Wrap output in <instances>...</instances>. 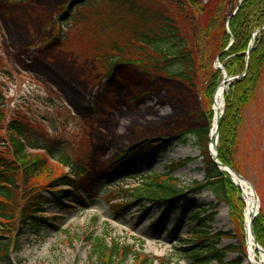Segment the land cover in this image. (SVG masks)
Returning a JSON list of instances; mask_svg holds the SVG:
<instances>
[{"label": "rangeland", "instance_id": "374dc122", "mask_svg": "<svg viewBox=\"0 0 264 264\" xmlns=\"http://www.w3.org/2000/svg\"><path fill=\"white\" fill-rule=\"evenodd\" d=\"M142 2L153 5L151 0ZM66 6L67 0H0V142L7 138L8 121L26 122L30 135L62 143L74 172L81 169L91 176L114 168L123 150L144 140L165 142L168 148L153 162L137 161L133 171L91 192L59 186L64 191L57 198L61 204L41 206L39 229L13 230L16 240L9 262L0 264H93L88 240L96 237L132 247L139 257L160 260L153 264H196L182 250H193L185 241L199 232L198 219L210 213L214 218L206 229L209 236L229 234L218 248L238 247L226 250L224 261L243 264L246 237L244 221L238 220L240 212L243 218L242 191L235 186L225 201H218L210 189L186 191L204 183L210 138L207 144L198 143L189 130L210 133L212 99L204 101L201 92L179 83L141 75L130 64L108 69L117 38L101 31L111 17L109 2L91 0L78 8L73 20L59 21ZM225 106L224 96V111ZM240 110L233 169L252 185L258 214L264 215V66ZM36 153L43 155L48 174L34 184L45 188L48 181L71 175L69 167L46 152ZM175 164L178 168L167 175V167ZM151 175L174 180L169 183L185 191L183 202L157 206L135 200L131 191L143 188V179ZM45 189L40 192L47 196ZM119 196L123 199L117 200ZM230 201L238 213L234 218ZM196 214L199 218L193 219ZM125 264L136 263L128 258Z\"/></svg>", "mask_w": 264, "mask_h": 264}, {"label": "trees", "instance_id": "16d2710c", "mask_svg": "<svg viewBox=\"0 0 264 264\" xmlns=\"http://www.w3.org/2000/svg\"><path fill=\"white\" fill-rule=\"evenodd\" d=\"M7 1L25 3L29 0ZM105 1L111 7V17L101 31H110L113 36H117L111 46L114 54L109 58L108 69L119 64H130L141 75L152 79L160 77L179 83L189 91L201 92L204 101L212 99L222 80L221 71L214 68L216 59L230 77L245 73L228 86L225 111L218 128L217 159L223 165L234 168L232 150L236 142L237 127L242 119L240 107L249 102L264 66V31L255 36L248 59L246 55L253 33L264 26V0H243L235 15L233 13L240 0H151V7L142 4V0ZM90 2L91 0H67V6L58 20H73L78 8ZM231 39L233 43L226 50ZM1 99L0 94V105ZM202 117L201 115L199 119ZM28 128L26 122L15 119L8 121L4 128L7 138L0 142V261L4 263L9 262V253L16 240V235L11 236L12 231L22 228L39 229L37 221L42 211L41 206L52 202L61 204L57 202V198L64 191L57 189L59 186H69L73 192H91L100 185L133 171V165L137 161L145 160L147 164L153 162L168 148V143L144 140L123 150L114 168L102 169L99 175L91 176L81 169L73 171V165L66 157L62 143L42 141L30 135ZM51 129L54 130L53 127ZM0 130H3L1 126ZM189 134L195 136L198 143L205 144L209 130L194 128L189 130ZM36 152H46L50 158L69 167L71 175H60L48 181L45 188L49 189L34 184L40 176L48 174L47 162L42 154ZM205 155L204 183L196 182L186 191L210 189L218 201H225L235 185L225 173L219 171L206 149ZM177 168L176 164L167 167V175L174 173ZM160 177H145L143 188L131 191L133 198L157 206L182 203L185 191L169 183L174 180H162ZM43 189L47 190V196L41 194L40 190ZM69 194L71 195L70 192ZM119 199L123 197L117 198ZM20 200H23L22 205H19ZM229 204L234 218L237 211H233L232 202ZM193 217L199 218L198 214ZM213 218L214 213L203 219L199 218V232L189 236V242L185 241L192 244L193 250L185 248L182 251L187 252L188 257L196 264H228L224 261L226 250L236 251L238 248H218L220 240L229 234L218 232L214 237L209 236L206 229ZM238 220L243 222L241 212ZM252 230L258 245L264 250L262 212L255 217ZM88 242L93 264H125L128 258H132L136 264L160 261L149 260L147 256L139 257L131 250L132 247L120 246L115 242L107 243L104 237L89 239Z\"/></svg>", "mask_w": 264, "mask_h": 264}, {"label": "bare ground", "instance_id": "6f19581e", "mask_svg": "<svg viewBox=\"0 0 264 264\" xmlns=\"http://www.w3.org/2000/svg\"><path fill=\"white\" fill-rule=\"evenodd\" d=\"M225 86H219L215 92L214 99L212 102V112L214 114V119L212 124H210V139L209 148L212 153L214 150L212 148V141L214 139L215 132V117L219 116L224 107V96H225ZM233 183L238 187L243 193L244 200V210H243V221H244V230L246 232V261L243 264H264V255L259 253L254 246L253 239L249 234V223L252 216L257 211V205L253 198V193L250 189V185L235 177V175L229 171ZM228 175V174H227ZM229 176V175H228ZM219 218V214L217 215Z\"/></svg>", "mask_w": 264, "mask_h": 264}, {"label": "water", "instance_id": "95a60500", "mask_svg": "<svg viewBox=\"0 0 264 264\" xmlns=\"http://www.w3.org/2000/svg\"><path fill=\"white\" fill-rule=\"evenodd\" d=\"M241 2H242V1H239V4H238V6H237V8H236V10H235V12H234L233 14H236V13H237V11H238V9H239V7H240ZM260 31H264V27H262V28L258 29L257 31H255L254 35L257 34V33L260 32ZM227 32H228V29H227ZM232 42H233V40L231 39V43H230L229 47L231 46ZM252 42H253V40H251L250 46H249L248 51H247V56H249V54H250L251 47H252ZM247 66H248V63H247ZM215 67H216L217 69H220V70L223 72V81L221 82L220 86H224L227 82L233 81V80H235L236 78L241 77V76H243V75L245 74V73H244V74H242V75H240V76H237V77H234V78H233V77H228L227 73L225 72V70H224L221 66L215 64ZM222 114H223V112H221V114H220L219 116L215 117V132H214V138H215V139H214L213 142L211 143V144H212V148H213V150H214V153H212V152L210 151L211 160L213 161V163L218 167V169H219L221 172H224V173L228 174L230 178H231V175H230L229 171H231V172L235 175V177L239 178V179L242 180V181L247 182L242 176H240V175H239L237 172H235L232 168L226 167L225 165H223L222 163H220V162L217 161V156H218V153H217V136H218V128H219V125H220V118H221V115H222ZM247 183L249 184V182H247ZM249 185H250V189H251V191H252V193H253V198H254L255 203H256V205H257V196H256V194H255L254 188L252 187L251 184H249ZM256 214H257V211H256V213L252 216V218H251V220H250V223H249V234H250V236H251L252 239H253V243H254L255 249H256L259 253H261L262 255H264V250L258 245L257 241L255 240V237H254L253 231H252L253 220H254Z\"/></svg>", "mask_w": 264, "mask_h": 264}]
</instances>
